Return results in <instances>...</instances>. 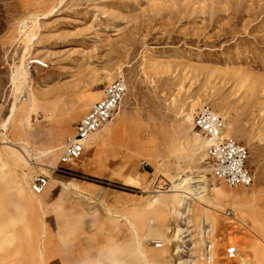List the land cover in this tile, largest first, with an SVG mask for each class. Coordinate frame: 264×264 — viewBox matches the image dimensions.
Returning a JSON list of instances; mask_svg holds the SVG:
<instances>
[{"label": "rangeland", "instance_id": "374dc122", "mask_svg": "<svg viewBox=\"0 0 264 264\" xmlns=\"http://www.w3.org/2000/svg\"><path fill=\"white\" fill-rule=\"evenodd\" d=\"M22 64L29 71L24 84L16 76ZM117 77L127 84L123 116L116 115L100 133L106 135L98 139L99 150L86 154L104 153L92 167L98 176L112 179L123 165L128 172L146 162L140 170L158 182L134 187L82 172L71 175L127 192L103 204L71 196L68 213L80 216L78 226L87 232L83 238L91 253L96 251L93 237L100 234L124 245L107 256L118 264H146L155 240L169 241L168 255L157 264H209L210 242L219 248V264H264V0H0V142L9 137L16 144L0 147L11 157L32 160L30 182L60 162L75 123ZM205 104L225 118V138L247 146L251 186L231 187L214 175L206 155L209 139L194 126ZM8 119L11 127L5 131ZM10 176L0 177V197L13 196ZM120 177L139 181L127 173ZM169 180L184 184L165 191ZM194 184L200 198L195 199ZM182 194L188 210L178 205ZM138 208L141 256L124 221L110 214ZM228 208L246 226H232L224 214ZM11 218L0 204V264H29L14 261L12 253L14 236L27 235L29 224ZM182 239L186 245L178 250ZM230 242L239 245L235 260L225 258ZM55 253L47 264L62 262L61 251Z\"/></svg>", "mask_w": 264, "mask_h": 264}, {"label": "crops", "instance_id": "0c3cea01", "mask_svg": "<svg viewBox=\"0 0 264 264\" xmlns=\"http://www.w3.org/2000/svg\"><path fill=\"white\" fill-rule=\"evenodd\" d=\"M100 133L94 136V138L84 141L85 149L82 154L85 155L81 154L83 157L81 156V158L73 160L70 163L62 162L60 157V162L55 168H46L49 170L48 174L37 173L32 176L33 178L36 175H43L49 179L48 186L41 194H36L32 190L29 180L30 175L35 172V167L24 158L9 156L7 154L8 150L2 151L3 147H0V169L2 165H5L6 171H0V177L7 173L13 179V189H11L13 196L9 195L10 192L6 193L5 196H1L0 204L5 207V211L10 213L13 219H25L29 224L27 235L22 236L17 234L14 236V247L12 250L15 257L14 261L20 262L22 259L29 264H36L35 262L38 257L39 264H47L49 255L61 251L60 258L62 262L60 264H118L115 258L108 259L107 256L109 253L114 254L115 251H121L124 245L116 243L114 239L104 241L100 234H96L93 237L96 251L91 253L88 241L83 238V235L87 232L82 225L78 226L80 216L74 217L68 213V207L73 204L72 195L79 194L85 196L87 199L103 204L104 202L115 201L127 193L117 188L120 185L114 184L108 186L98 181H88L71 176L76 172L98 176L99 173L93 171L92 167L97 161L103 159L104 153L102 152V155L98 157H93L92 155H87L86 152L95 154L99 150L98 139L100 136L103 139L106 135V133L102 135ZM139 164L137 166L133 164L128 168V172L123 165V172L119 173L118 177H112V179L98 177L106 178L118 184L141 187L148 184L154 177L148 170H140L141 167L146 169V162ZM122 173H127V176H136L139 178V181L129 180V177L123 180L120 177ZM152 181L157 185V178ZM169 183L172 182L169 180ZM175 187L176 184L173 181V188ZM187 194H190V192H187ZM178 210L179 208L176 209V211ZM110 214L119 218L118 220L124 221L123 224L127 226L131 242L138 245L137 248L141 256L140 248L143 235L142 208L126 210L122 216ZM150 231L155 233L157 228L153 225ZM172 231V228L169 227V233H172ZM180 245L181 243L179 242L177 247ZM168 246L169 241L166 249L164 248L162 252L152 251L153 248L157 249L159 246L148 247L149 252L147 253L150 254L145 259L147 261L145 263L155 264L156 262L157 264V261L163 260V257L168 255ZM200 249L201 246L199 244V251ZM16 257L18 258L17 260Z\"/></svg>", "mask_w": 264, "mask_h": 264}, {"label": "built area", "instance_id": "2783aa9c", "mask_svg": "<svg viewBox=\"0 0 264 264\" xmlns=\"http://www.w3.org/2000/svg\"><path fill=\"white\" fill-rule=\"evenodd\" d=\"M126 93V81L123 77L115 78L107 84L102 98L97 100L91 108L76 123L75 133L66 138L61 155V161L70 163L79 158L85 149L84 139L100 130L111 122L117 113L121 101ZM194 126L209 139L206 150L207 158L212 163L214 175L231 187L251 186L254 175L248 166L249 150L247 146L233 138H225V118L212 106L203 105L194 118ZM49 179L43 175L32 178L31 185L35 193L40 194L46 188ZM166 182L160 181L159 186L164 188ZM172 183L165 191H171ZM233 225L246 226L234 209L228 208L225 213ZM156 246L160 240L152 241ZM237 242H230L224 250L225 258L235 260L239 255Z\"/></svg>", "mask_w": 264, "mask_h": 264}, {"label": "bare ground", "instance_id": "6f19581e", "mask_svg": "<svg viewBox=\"0 0 264 264\" xmlns=\"http://www.w3.org/2000/svg\"><path fill=\"white\" fill-rule=\"evenodd\" d=\"M34 63H40V64H42V62L41 61H39V60H36V61H33ZM32 62V63H33ZM16 76H21L22 77V82H21V84L23 83L24 84V82H26V80L28 79V76H29V71L24 67V64H22L21 65V67L17 70V75ZM23 86V85H22ZM22 86L21 85H19L18 87H17V91H22ZM126 90H127V84H126ZM128 92V91H127ZM125 94H127V93H125ZM18 96V95H17ZM125 96V95H124ZM19 97V96H18ZM123 99H124V97H123ZM122 99V100H123ZM16 100H17V98H16ZM124 101V100H123ZM25 104V103H24ZM17 105H18V103H16V101L14 102V105H13V108H12V113H11V115L15 112V109L17 108ZM121 106H122V101H121V104H120ZM121 108L122 107H120L119 106V112L117 111V113L115 114V116L116 115H118V116H123L122 115V112H121ZM114 116V117H115ZM24 117H26V116H24ZM114 119V118H113ZM122 117L120 118V120L122 121ZM113 121V120H112ZM110 123V122H109ZM108 123V124H109ZM106 125L102 130H100V131H98V132H96V133H93V134H91V135H89V136H87L85 139H84V141L85 140H90V139H92V138H94V136H96L98 133H100V132H102V131H106V128L108 127V126H110V125ZM2 126L4 127V130L5 131H7L10 127H11V122H10V120L8 119V120H6V121H4L3 122V124H2ZM111 127V126H110ZM107 132V131H106ZM32 136V135H31ZM104 138V137H103ZM66 141V140H65ZM83 141V142H84ZM63 144V143H62ZM2 145H9V146H14V145H16L15 144V141L13 140V139H11V138H9V137H6L5 138V141H3V142H0V146H2ZM64 145H65V143H64ZM33 146V145H32ZM31 146V147H32ZM63 148H64V146H63ZM38 151V150H37ZM84 153V152H83ZM36 155V154H35ZM39 155V154H38ZM83 155V154H82ZM81 155V156H82ZM81 156L79 157V158H81ZM42 157V156H41ZM79 158H77V159H79ZM76 160V159H75ZM32 162V160H30V163ZM5 172V171H4ZM9 178V177H8ZM10 178H11V176H10ZM6 184V183H5ZM48 184H49V181H48ZM48 184H47V186H48ZM175 184L176 185H183L184 184V182L183 181H177V182H175ZM46 186V187H47ZM4 187V186H3ZM192 187H193V190H194V195H195V199L196 198H200L202 195H201V192L199 191V189H200V187L198 188V187H196L195 186V184L194 185H192ZM31 188H32V185H31ZM6 190V189H5ZM33 190V189H32ZM34 191V190H33ZM4 194V193H3ZM37 194V193H36ZM41 194V193H40ZM232 196V195H231ZM178 205H180V206H183L186 210H188L189 209V205H190V202H189V200H188V198H187V196L185 195V194H182V196L181 197H179V200H178ZM181 213V216H184V214L182 213V212H180ZM207 227H209V229H207ZM212 227V224L211 223H209L207 226H204L203 228H202V233L203 234H206L207 232H209V230H210V228ZM2 229V228H1ZM8 231V230H7ZM2 232H3V229H2ZM10 232V231H9ZM3 234V233H2ZM14 234H15V232H14ZM11 235V234H10ZM9 236V235H8ZM184 239V238H183ZM182 239V241H181V245L179 246V249L178 250H181L183 247H184V245H186V241H184ZM10 240V239H9ZM0 241H3V240H0ZM7 241V240H6ZM205 241V240H204ZM208 242V241H207ZM161 243H162V246H159V249H161V252L162 251H164V248L166 249V246H167V241L166 240H161ZM10 244V243H9ZM211 244V245H210ZM210 244H209V248H210V250H209V252L206 254V257H207V261H209V264H219V252H218V250H219V248H218V250L216 249V245L214 244V243H211L210 242ZM205 245H206V243H205ZM244 245H245V250H246V253H247V256H249L250 255V252H251V247H250V245H249V243L248 242H246L245 241V243H244ZM10 246V245H9ZM11 249V248H10ZM153 251H155L154 250V248H153ZM157 251V250H156ZM206 251V250H205ZM245 253V254H246ZM148 254H150V253H148ZM145 257V256H144ZM149 256H147L146 258H148ZM241 257V256H240ZM243 257V256H242ZM244 258V257H243ZM240 259V258H239ZM246 261V260H245Z\"/></svg>", "mask_w": 264, "mask_h": 264}]
</instances>
